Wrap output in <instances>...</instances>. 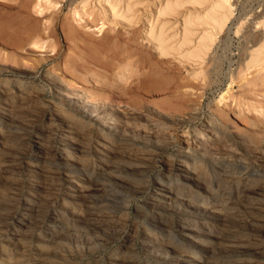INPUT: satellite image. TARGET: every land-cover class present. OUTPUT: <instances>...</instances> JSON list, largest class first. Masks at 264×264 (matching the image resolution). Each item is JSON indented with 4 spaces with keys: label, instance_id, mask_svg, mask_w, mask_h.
<instances>
[{
    "label": "rangeland",
    "instance_id": "rangeland-1",
    "mask_svg": "<svg viewBox=\"0 0 264 264\" xmlns=\"http://www.w3.org/2000/svg\"><path fill=\"white\" fill-rule=\"evenodd\" d=\"M157 1L130 0L126 13L125 0H0V83L5 85L9 103L24 89L29 92L32 103L19 119L23 126L36 123L35 130L18 137L24 144L18 148L9 147L0 135V153L8 158L13 180L18 182L9 187L18 203L0 205V264H192L191 258L201 264H264V217L247 239L251 248L237 247L238 237L249 234L254 226L245 219L251 212L234 198L235 186L225 189L218 183L226 169L217 167L220 160L264 162V59L256 66L243 65L248 50L264 44V0H229L232 14L198 65L180 61L182 50L169 49L160 55L145 39L146 19ZM76 9L79 14H74ZM113 10L120 16L112 18ZM188 11L189 7H182L175 16L156 23L159 27L164 22L169 48L175 46L180 21ZM190 12L196 13L195 9ZM51 80L65 88L59 97ZM74 95L87 98L97 108L102 106L100 112H108L118 126L131 120L157 123L149 125L154 131L149 130L153 138L147 139L161 147L163 165L158 160L153 169L133 175L142 181L134 178L123 185L103 175L101 180L110 184L109 189L91 194L88 202L82 197L68 198L66 184L72 173L65 171L61 161L64 155L74 159L75 149L64 150L55 162L42 167L33 160L30 143L37 139L48 152L66 149L59 138L48 139L43 134L61 131L57 119L64 115L71 145L77 142L74 130H83L96 146L93 150L104 154L113 146L86 113L68 102L67 97ZM7 114L9 109L4 112ZM0 132H5L4 128ZM138 132L139 136L144 133ZM157 132L162 142L155 140ZM9 133L14 134L12 130ZM155 154L148 157L142 152L153 162ZM183 154L207 159L205 182L210 179V189L230 200L220 223L201 215L184 224L180 216L183 207L175 201L153 207L154 200L178 185L172 180L154 188L156 175L164 173L172 158ZM27 162L33 169L41 168L39 176L34 171L31 182L23 168ZM181 162L178 159L173 169ZM45 169L50 174L47 189L40 175ZM254 176L258 174L254 172ZM259 176L264 179V174ZM3 180L4 173H0V184ZM148 183L153 184L149 190ZM38 203L49 215L62 206L66 214L73 211L77 217L52 222L48 216L38 224L29 220L32 214H28L14 230L26 206ZM261 210L264 215V205ZM159 213L163 218H157ZM88 215L92 219L84 221ZM243 221L246 227L241 228ZM164 222L173 224V233L166 235L153 225ZM195 226L208 227V232L201 230L206 233L202 249L201 239L196 241L182 231ZM47 233L53 237H44ZM21 244L28 249L23 250ZM206 247L210 248L208 255ZM123 250L131 251L132 256H122Z\"/></svg>",
    "mask_w": 264,
    "mask_h": 264
},
{
    "label": "bare ground",
    "instance_id": "bare-ground-1",
    "mask_svg": "<svg viewBox=\"0 0 264 264\" xmlns=\"http://www.w3.org/2000/svg\"><path fill=\"white\" fill-rule=\"evenodd\" d=\"M125 2V10L126 13H128L130 0H125ZM186 6L189 7V11L183 16L180 21V27L178 31L179 36L175 44L176 47L171 46V48H169V43L167 42L163 30L164 22H162L159 27L156 23L158 21H162L175 16L180 10H182V7ZM192 9H195V14H192L190 12ZM75 12L76 13L74 14H79V11L77 9ZM83 14L86 13L84 12ZM231 14L232 9L229 0H158L156 5L152 9V13L146 19L145 39L149 43H151V47L156 49L160 55L168 53L169 49H175L177 51L182 50L183 53H178L179 55H181V57H179L180 59L182 58L184 61H186V63L190 62V64L192 65H198L203 63L206 56L209 54V51L211 50V47L213 45V41L223 29ZM115 16L120 15L116 13V10H113L112 18ZM79 18L82 19V17L80 16L78 17V19ZM237 26L236 30L239 27ZM195 36L196 38H194ZM182 59L180 61H182ZM263 59L264 44H257L256 46L248 50L247 60H245V63L243 65L245 66V68L256 66L259 65L260 61H262ZM50 82L51 86L54 88V92L59 97L60 92L65 91V88L59 83H56L52 80ZM4 86L5 85L0 83V128H4L5 131L0 132V135L3 136L2 140L4 139L3 141H5V144H9V147L14 148L13 146H15L18 148L24 145L21 140H18V137L23 134L22 132L31 129L35 130L36 128V123L34 122L26 126H23L20 122L22 119L21 116L27 112L25 110L27 109V105L32 103V101L30 102L31 96L29 95V92L24 89V92H21L18 95L19 97L15 100L14 103H9V95L7 94ZM67 100L69 103L74 105L75 108L80 109L82 112L86 113L91 124L94 125L98 130H101L103 133H105L108 138H110L113 144L112 148L107 149L106 152L102 154L97 150H93V148H95L96 146L92 145L91 142L88 141L89 137L86 132H84L83 130H74V135L77 142H73V145H71V142H69L68 140L70 134L68 132L69 129L66 127L67 118L64 115L60 116L57 119L61 126V131H49V133L43 134H45V137L48 139L59 138L61 146L66 149L48 152L46 145H41L40 141L38 142L37 139H34L36 140V142L30 143V153L33 155L32 158L34 161L41 162L40 164L42 167L47 165L48 163L55 162L57 158L61 156V154H63L64 150L69 153L73 148L75 149L77 154L74 155V159L69 160L66 158L67 156L64 155V159H62L61 161V164L63 165L65 171L72 173L71 178H69L66 184L68 189V198L74 197V199L77 200L79 197H82L84 199L82 201L88 202L86 201L87 197L91 196V194L97 191H105L109 189L110 184L107 183V181L101 180V176L103 175H107L110 180L114 181L115 183H121V185H123L124 183L130 182V180L134 178L137 179V182L142 181V179L136 178L133 175L137 171L141 172L153 169L154 163L156 164L158 160L163 165V157H161L162 155H160L161 147H159V144H151L150 139H147V136H149L148 133L153 130L150 129L151 126L149 127V125H151L152 123L155 124L154 122L150 121L149 119H144L141 123H135L134 120H131L127 121V123H125V126H123V122L118 126V124L115 123V119L111 118L107 114L108 112H100V108H102V106L100 108H97V105L92 104L87 98L81 97L80 95H74L72 96V98L67 97ZM8 109L9 114L4 115V112ZM155 125H157V123ZM140 129L141 132L144 133L143 135L139 136L138 130ZM11 130L14 132V134L9 133V131ZM35 132L38 133V130ZM43 134L39 132V135L43 136ZM159 134L160 133L158 132L155 134V140L157 141V143L162 142L163 140L161 138L162 136H159ZM140 137L146 138L149 141H145V139H143V141ZM149 137L153 138V136ZM33 138H35V136ZM154 151H156V154L154 155V157H156L154 158V162L153 160H149L151 158L146 159L142 155V152H144V154L146 153L149 157ZM42 155L44 156L42 157ZM182 156L184 158H182ZM182 156H175L174 158H172L170 160V164L165 167L166 170L164 171V173L162 172L156 175L157 184L154 188L162 187V182L165 183V181H169L171 183L172 180L176 181L178 185L176 190H173L169 187L167 189V192H164V195H161L159 196V199L154 200L153 207H156L158 205L165 207V201H175V204H180L182 205L181 207H183V212L180 214V216L181 219H183L184 224H189V218L192 219L194 216L201 217V215L206 219L214 218L216 224L220 223L219 217L227 212L231 204H229L230 200H224L221 196L218 195V193L216 194L212 191V189H210V179H208V182H205L209 175L207 176L206 174H204L203 167L209 163L208 160L205 158H201L200 155L197 156L195 154H192L190 156H188L187 154H183ZM7 159V157L3 158L0 153V173H4V180L0 184L1 206L3 202L7 203L6 206L8 204L12 205L18 203V200L12 199V196L9 194V187H11L12 185L17 186L18 182L13 180L10 171L11 165H8ZM178 159L182 160V162L179 166L177 165V169H173V166L175 165L174 163ZM30 164V162H27L25 163V165H23V168L26 169V180L28 181H30L33 177L35 170L38 171L39 176V171L41 169L40 167L38 169H33V166ZM263 166V161H258L256 163L244 162L241 159L218 161L217 167H219V169H226L223 176L220 177L218 183L220 185H223L225 189L226 187H230L231 189V187L235 186L237 194L234 196V198L237 202L243 205L245 204V207H247L251 212L250 214L253 213L252 216H250L249 214V216L245 218L248 221L251 220L249 221L251 223H247L254 225L252 228H250L252 230L250 232H248L250 229L247 230L249 234L245 235L244 237H238V239L236 240V246L242 249H244L245 247L246 249H248V247L251 248V244L247 239H249V235L253 234L258 229L257 225L263 222L264 215L261 208L264 205V179L259 176L260 174H264ZM240 170L244 172H241ZM254 172L258 174L257 177H252ZM48 173L49 171H47L46 169L40 172V175L43 178V180L41 179L43 186L46 189L50 186V178L47 176L50 174ZM82 177H87V181H83ZM152 185L153 184L148 183L146 189L149 190ZM155 190L151 191L153 192ZM230 191L231 190L227 192L228 196L231 195ZM41 204L42 203H38L36 205H27L26 211L22 212V215L17 217L18 221L14 230H16L18 226H22L20 222L23 221V219H25L28 214H32L29 220L32 219L34 221H37L38 224L40 219H48V216L52 222L60 221L61 219V221L67 219L75 220L77 217V213H74L73 211L70 214H66L65 212H67V210H64L62 206L54 208L53 214L49 215V212L47 213V211H44V206ZM216 216L218 217V220H216ZM92 217V215H88L86 216L84 221L89 222ZM14 218H16V213H14V215L12 216V219ZM157 218H163L162 213L157 214ZM153 225L160 230L162 229V231L166 235L173 233V224L170 222H164L163 225ZM29 227L30 225L26 226L23 232L26 231V228ZM242 227H246L244 221L241 225V228ZM201 230H205L206 232H208V227L203 226L202 228L200 227L198 229L195 226L190 230L189 228L182 229V231L192 235L196 241H199L201 239L200 242L202 249L204 248L203 241L206 240V233L201 232ZM43 236L47 237L48 239L53 237L48 233L44 234ZM152 247L153 244L151 245V248ZM21 248L23 250L28 249L25 244H21ZM182 253L183 252H181L180 254ZM209 253L210 248L206 247L205 255H208ZM121 255L131 257L132 252L129 250H123ZM191 263L201 264V260H198L197 258H191Z\"/></svg>",
    "mask_w": 264,
    "mask_h": 264
}]
</instances>
